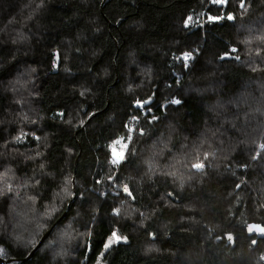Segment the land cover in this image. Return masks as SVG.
I'll return each mask as SVG.
<instances>
[{
    "label": "trees",
    "instance_id": "obj_1",
    "mask_svg": "<svg viewBox=\"0 0 264 264\" xmlns=\"http://www.w3.org/2000/svg\"><path fill=\"white\" fill-rule=\"evenodd\" d=\"M261 37L264 0H0V264H264Z\"/></svg>",
    "mask_w": 264,
    "mask_h": 264
},
{
    "label": "snow or ice",
    "instance_id": "obj_2",
    "mask_svg": "<svg viewBox=\"0 0 264 264\" xmlns=\"http://www.w3.org/2000/svg\"><path fill=\"white\" fill-rule=\"evenodd\" d=\"M41 2H42V0H41ZM211 3L217 4V5H223V4L226 3V0H211ZM242 6H243V5H242ZM37 7H39V5H37ZM220 18H221V17H210V19H213V20L220 19ZM227 18H228L229 20L233 19V17H232L231 15H229ZM191 19H192V18L189 17L188 20L185 21V25H186V26H187L188 22L191 21ZM260 39H264V37H261ZM235 51H236L235 49H232V52H235ZM190 55H191V54H185L184 57H183V59H184L185 61H187V60L190 58ZM228 55H229V54L226 53L225 56H222V57H221V59L225 58V57L228 56ZM235 59L239 60L240 57H239V56H235ZM17 83H20V82L18 81ZM81 95H83V93H81ZM177 103H178V101H177ZM137 104L140 105V102L137 101ZM141 106H142V105H141ZM61 115H62V114H61ZM22 118H23L24 120H28V116H27L26 114H25ZM153 119H156V118L154 117ZM70 122H71V121H69V123H70ZM81 124H83V121H81ZM132 131H133V129L130 128V129H129V133H130V134H129V137H128L129 140H131V132H132ZM140 134H141V135L144 134L143 129L140 130ZM23 135H24V134H21V135H18V136H16V137H14V140H15L17 143L21 142L22 139H23ZM33 135H34V134H33ZM35 138H36L37 140L40 139L39 137H35ZM125 148H127V145H125ZM260 148H261L262 150H264V144H261V145H260ZM41 155H42V153H40L39 151H37V152H36V155H35L34 157H32V159H36V158L40 157ZM212 155L214 156V153H213ZM208 156H209V154H208V153H205V154H204V159H207ZM259 156H260V153L257 152L256 155H254V156L252 157V159L255 160V159H257ZM124 159H125L124 152H121V153L119 154L118 157L113 158V159L111 160V163H112L113 165H115V166H118V165H119ZM197 159H199V158H197ZM40 167H41V169H43L44 165L41 164ZM191 167H192L193 169H195L197 172H203V170H204V168H205V164H204L203 162H197V163L192 164ZM149 169H150V171L152 170V165H149ZM10 172H11V169H7V170H5L4 172H0V195H2V194L4 193V191H7V192H13V191H15L16 194H17V196H18V195H19V191H18L16 188L13 187V184H12V177L9 175ZM168 175H170V176L174 177L175 179L179 180V182H180V186H181V188H183V185H184V182H185V181H184V179H183L181 176H178V175H177V172H176V171H172V172L168 173ZM109 179H112V177H109ZM37 183H39V181H37ZM24 187H27V183L24 185ZM237 188H239V185H237ZM65 191H67V189H65ZM122 191L125 192V193H127L129 196L132 195L131 192H130V190H129V187H128L127 184H124V185L122 186ZM168 195L171 196L172 194L169 193ZM29 199H31V200L33 201V203H35V197H29ZM55 210H56V209L53 208L50 212H46L45 215H46V216H50V215H51V212H53V211H55ZM119 213H120V209H119V208L114 209V214L119 215ZM68 227L70 228L71 225H68ZM257 227H258V226H249V227H248V231H249V232H253L254 230H257ZM258 230H259V232H260L262 235H264V227H259ZM227 238H228V240H229L230 242H232L233 237L231 236V234H229ZM18 239H19V238H18ZM122 239L126 241L127 238H126V237H121V236H119V235L117 234L116 231H113V232H112V236L109 238V240L107 241V243H105V245H104L105 250H107V249L110 248L114 243H117V242H119V241L122 240ZM217 239H219V237H218ZM252 243L255 244L256 241L253 240Z\"/></svg>",
    "mask_w": 264,
    "mask_h": 264
},
{
    "label": "water",
    "instance_id": "obj_3",
    "mask_svg": "<svg viewBox=\"0 0 264 264\" xmlns=\"http://www.w3.org/2000/svg\"><path fill=\"white\" fill-rule=\"evenodd\" d=\"M232 20H234V18L232 19ZM74 182H75V179H73V184H74ZM58 222V221H57ZM57 222L42 236V238L40 239V241L37 243V245L33 248V250L30 252V254L27 256V257H25V258H23V259H16L15 261L16 262H25V261H27L29 258H31L33 255H34V253L38 250V248L42 245V243L45 241V239L49 236V234L52 232V230H53V228L55 227V225L57 224ZM249 226H258L257 227V230H254L253 232H249L248 231V227ZM259 227H264V225L262 224V223H259V222H252V223H250L248 226H247V231H248V234H255L256 236H257V238H262V237H264V235H262L260 232H259V230H258V228ZM221 238L219 237V239H217V240H220ZM228 239V238H227ZM229 241V240H228ZM255 241L257 242V239H255ZM230 242V241H229ZM1 259V258H0ZM2 261L3 262H11V261H13V259H9V260H4V259H2Z\"/></svg>",
    "mask_w": 264,
    "mask_h": 264
},
{
    "label": "built area",
    "instance_id": "obj_4",
    "mask_svg": "<svg viewBox=\"0 0 264 264\" xmlns=\"http://www.w3.org/2000/svg\"><path fill=\"white\" fill-rule=\"evenodd\" d=\"M209 2L211 3V0H209ZM191 59H192V56L190 55V58L187 61L184 60V67L186 69H188L191 66ZM177 101H178L177 98L173 99V102H177Z\"/></svg>",
    "mask_w": 264,
    "mask_h": 264
}]
</instances>
